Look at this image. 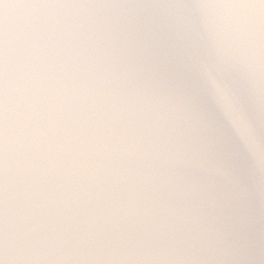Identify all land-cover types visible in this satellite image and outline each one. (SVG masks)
<instances>
[{"label":"water","instance_id":"obj_1","mask_svg":"<svg viewBox=\"0 0 264 264\" xmlns=\"http://www.w3.org/2000/svg\"><path fill=\"white\" fill-rule=\"evenodd\" d=\"M0 264H264V0H0Z\"/></svg>","mask_w":264,"mask_h":264}]
</instances>
